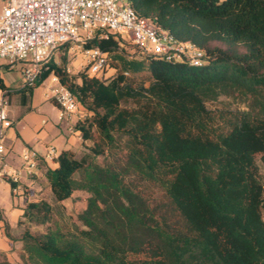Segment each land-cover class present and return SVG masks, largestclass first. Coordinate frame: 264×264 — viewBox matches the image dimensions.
<instances>
[{
    "label": "trees",
    "instance_id": "obj_1",
    "mask_svg": "<svg viewBox=\"0 0 264 264\" xmlns=\"http://www.w3.org/2000/svg\"><path fill=\"white\" fill-rule=\"evenodd\" d=\"M127 2L201 48L205 62L143 54L132 42L126 52L122 34L97 31L86 45L106 51L115 72H71L64 54L22 87L31 93L54 73L75 95L85 149L59 152L45 177L57 202L87 195L72 222L54 218L46 199L27 202L24 220L43 229L23 230L14 264H264L255 161L264 162V0ZM223 96L237 105H212Z\"/></svg>",
    "mask_w": 264,
    "mask_h": 264
},
{
    "label": "built area",
    "instance_id": "obj_2",
    "mask_svg": "<svg viewBox=\"0 0 264 264\" xmlns=\"http://www.w3.org/2000/svg\"><path fill=\"white\" fill-rule=\"evenodd\" d=\"M97 31L129 37L136 50L159 55L166 60H185L192 65L205 62L204 51L191 41L177 39L168 29L139 16L127 0H5L0 10V60L10 65L22 63V86H34L44 64L54 57L61 44L69 52H80L81 69L101 74L109 67L108 53L96 45H86ZM47 94L60 107V116L80 113L75 95L52 73ZM11 124L8 102L0 98V183L8 181L17 192L24 176L38 169L40 157L31 149L21 153V164L6 159V128ZM57 148L50 145L45 158L54 160Z\"/></svg>",
    "mask_w": 264,
    "mask_h": 264
},
{
    "label": "crops",
    "instance_id": "obj_3",
    "mask_svg": "<svg viewBox=\"0 0 264 264\" xmlns=\"http://www.w3.org/2000/svg\"><path fill=\"white\" fill-rule=\"evenodd\" d=\"M4 3L5 0H0V10ZM70 63L74 64V61L71 60ZM82 63L83 58L79 54L75 68H71L69 63L67 67L71 72H77ZM16 69L18 71L14 73ZM21 70L22 65L8 66L0 61V98H7L8 117L11 121L6 128V159L12 166H19L21 153L28 148L40 157V161L33 175L22 178L17 192L12 190L10 182L4 180L0 183V264H14L19 260L23 232L20 221L24 219V208L27 202L39 200L24 193L27 187L38 189V186H44L50 190L45 170L56 166L57 161L45 158L48 147L54 145L58 154L62 150H69L75 156H80L85 149L81 132L75 128V123L84 113L81 111L79 114L61 117L60 107L47 94L48 78L29 93L22 88Z\"/></svg>",
    "mask_w": 264,
    "mask_h": 264
},
{
    "label": "rangeland",
    "instance_id": "obj_4",
    "mask_svg": "<svg viewBox=\"0 0 264 264\" xmlns=\"http://www.w3.org/2000/svg\"><path fill=\"white\" fill-rule=\"evenodd\" d=\"M213 45H220V46H224L223 43H221L220 41H214L212 43ZM124 45V50L126 52H131L132 50H134L133 45L131 44V40L129 39V37H125V42H123ZM67 50V51H66ZM64 50V49H59L58 51L55 52V57L56 60L61 61L62 57H65L67 59V64L69 63L71 68H75V62L77 59V56L80 54V52L75 51V52H69L68 48ZM66 51V53H65ZM81 56V54H80ZM82 57V56H81ZM73 60V63H70V61ZM0 61H4L6 63V65L8 64V66H10V64L6 61V60H0ZM16 65H18L19 67L22 65L21 62H17ZM115 62H111V66H109L106 69V76H108L110 73H112L113 71L115 72V69H113L112 67H115ZM18 70L16 69L14 71V73H16ZM145 77V75H144ZM48 83H50V80L48 78ZM45 85L47 83H44ZM146 84H148V82L146 81ZM41 91V87L39 88V93ZM7 100V98H6ZM212 105L214 106H236L237 103L233 101L232 98H228V97H221V99L219 101H216L214 103H212ZM96 136V135H95ZM96 161H98L99 163H102L104 161V156L98 155L96 157ZM257 167H258V171L260 173V176L262 177V179L264 180V162L260 159L259 155H256L255 158ZM26 194H28L27 196L32 199H46L47 201H49L50 203L53 204L54 206V211H53V216L54 218H57L58 220H63L62 218H65V220H69L68 222H72V221H76V215L77 213L85 206V198L87 193L85 191H81V190H77L75 191L71 197L63 200L61 203L57 202L54 197L52 196L50 190L48 188H45L44 186L40 187L38 186V189H30L29 187H27L26 191L24 192ZM148 196L151 198H157V196H159V192L157 189L153 188L151 190L148 191ZM20 225L22 226V229L24 230L25 228L29 227L31 231L38 232L39 230L43 229V226L41 225H32L27 223L24 219L22 221H20Z\"/></svg>",
    "mask_w": 264,
    "mask_h": 264
}]
</instances>
